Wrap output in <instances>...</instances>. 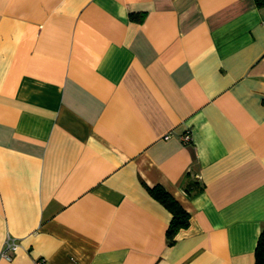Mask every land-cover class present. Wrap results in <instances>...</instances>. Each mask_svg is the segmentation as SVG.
Returning <instances> with one entry per match:
<instances>
[{
  "label": "crops",
  "instance_id": "crops-1",
  "mask_svg": "<svg viewBox=\"0 0 264 264\" xmlns=\"http://www.w3.org/2000/svg\"><path fill=\"white\" fill-rule=\"evenodd\" d=\"M263 225L264 5L0 0V264H254Z\"/></svg>",
  "mask_w": 264,
  "mask_h": 264
},
{
  "label": "trees",
  "instance_id": "trees-1",
  "mask_svg": "<svg viewBox=\"0 0 264 264\" xmlns=\"http://www.w3.org/2000/svg\"><path fill=\"white\" fill-rule=\"evenodd\" d=\"M258 5H264V0H255ZM150 194L162 203L172 214L171 220L166 229V237L170 243L179 229L187 227L189 224V213L180 205V203L170 195L162 186H146ZM201 188L198 182H188L184 189L188 194H193ZM254 264H264V225L260 231L256 247L254 250Z\"/></svg>",
  "mask_w": 264,
  "mask_h": 264
},
{
  "label": "built area",
  "instance_id": "built-area-1",
  "mask_svg": "<svg viewBox=\"0 0 264 264\" xmlns=\"http://www.w3.org/2000/svg\"><path fill=\"white\" fill-rule=\"evenodd\" d=\"M181 139L183 142L187 143L189 141H191V133L185 132L184 134H182ZM17 246V243L14 239L11 238H7L1 251H0V257H4L6 259H10V256L8 255V250L9 249H14ZM33 264H48L47 260L43 257H38L35 258L33 261ZM70 264H78L75 260L72 259V261L70 262Z\"/></svg>",
  "mask_w": 264,
  "mask_h": 264
}]
</instances>
